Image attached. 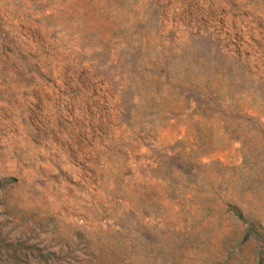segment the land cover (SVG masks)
Returning a JSON list of instances; mask_svg holds the SVG:
<instances>
[{"label": "rangeland", "instance_id": "1", "mask_svg": "<svg viewBox=\"0 0 264 264\" xmlns=\"http://www.w3.org/2000/svg\"><path fill=\"white\" fill-rule=\"evenodd\" d=\"M0 264H264V0H0Z\"/></svg>", "mask_w": 264, "mask_h": 264}]
</instances>
